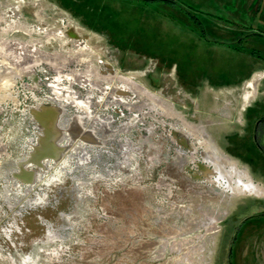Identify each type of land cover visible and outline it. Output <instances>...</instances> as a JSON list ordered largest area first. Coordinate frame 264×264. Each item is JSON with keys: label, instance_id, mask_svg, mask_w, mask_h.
Segmentation results:
<instances>
[{"label": "rangeland", "instance_id": "obj_1", "mask_svg": "<svg viewBox=\"0 0 264 264\" xmlns=\"http://www.w3.org/2000/svg\"><path fill=\"white\" fill-rule=\"evenodd\" d=\"M257 68L264 0H0V264H264V196L231 209L245 193L202 154L264 181L232 118ZM38 105L62 115L42 167ZM263 115V95L242 109Z\"/></svg>", "mask_w": 264, "mask_h": 264}, {"label": "bare ground", "instance_id": "obj_2", "mask_svg": "<svg viewBox=\"0 0 264 264\" xmlns=\"http://www.w3.org/2000/svg\"><path fill=\"white\" fill-rule=\"evenodd\" d=\"M15 6H16V8H18L17 5H15ZM8 12H10V11H8ZM13 27H15V25L14 26L12 25V28ZM64 31L65 32H63V30H60V32L58 31L56 33H59V34H63L64 33L70 39H73L74 42L80 40V38H81L80 34L76 33L73 28L66 29ZM59 39H61V38H59ZM89 57H91V56H89ZM109 71L110 72L112 71L111 68H110ZM248 97H249V93L246 92L245 95H244V99L247 101ZM58 109L59 108H57V109L55 108L54 111L53 110H51V112L48 111V113L50 114L49 116H52V114L54 112L55 113L59 112ZM48 122H49V120H48ZM51 122H52V119H51ZM58 129H61V128L56 127V126H53V127L49 128V131H48L49 134H46L47 141L51 142L52 140L55 139V137L58 135L56 133H59ZM61 131H62V129L60 130V132ZM53 142H55V141H53ZM54 145L56 146V144H54ZM55 146H54V149H55ZM203 148H204V150H202V154H204V157H206L208 160L212 161V163H214L215 166H216V170L213 171V173H215L216 176L218 175V176H221V177H222L223 174L226 175L225 178L222 177L223 179L228 180L227 184H224L226 186V188L230 189L234 194H238V193L239 194L240 193L254 194V195H262V194H264V186L262 184L256 182L255 180H253V178L251 177V174L249 173L247 168L242 166V165H240L236 161L230 159L225 153H223L214 144V142L206 141L205 145H203ZM53 152L55 153L54 150H52V153ZM218 176H217V178H218Z\"/></svg>", "mask_w": 264, "mask_h": 264}, {"label": "crops", "instance_id": "obj_3", "mask_svg": "<svg viewBox=\"0 0 264 264\" xmlns=\"http://www.w3.org/2000/svg\"><path fill=\"white\" fill-rule=\"evenodd\" d=\"M235 92L238 93V100H236L235 105V111H236V116L232 117L234 118L233 120L236 119V121H239L238 126H236V131L241 133L242 135H245L246 133H252L253 135H258L260 136L263 141H264V115L263 116H254L251 117V119L246 120L245 118L242 117V109L245 108L247 105L252 104L253 100L258 95H263L264 96V68H257L253 69L248 78L242 81V84H240L238 87H236ZM249 93V97L247 101L244 99L245 93ZM235 99V98H234ZM228 108V113L229 115L226 117H231L232 116V111L230 110L229 106L227 105ZM232 106V109H234ZM233 120L231 122H233ZM243 125V126H242ZM236 161L239 163L245 165L247 167V163L244 161L240 160L239 158H235V156H232ZM251 172V171H250ZM253 177V176H252ZM254 180L258 181L264 184V181H262L260 178L254 176ZM256 181V182H257ZM254 194H240L238 197H235L231 204V209L235 207V204H238V199L236 198H244L246 196H253ZM255 196H264L262 195H255ZM240 202V201H239ZM245 204V203H244Z\"/></svg>", "mask_w": 264, "mask_h": 264}, {"label": "water", "instance_id": "obj_4", "mask_svg": "<svg viewBox=\"0 0 264 264\" xmlns=\"http://www.w3.org/2000/svg\"><path fill=\"white\" fill-rule=\"evenodd\" d=\"M56 107H52V106H42V105H38L37 107L33 108L32 110H28V113L32 116V118L39 124L42 125L43 127V132L40 135L39 139L37 141H35L36 145H32L30 150L32 152V154L30 155V157L26 158V163L27 162H32L38 166H40V159H42L43 157H47V156H52V157H56L57 155H53V153L51 154V148L52 150L54 148V140L57 138L55 137L54 140L47 141L46 138V134H49V128L55 126V120L57 121L58 115L60 114V112L57 113H53L52 116H49L50 114L48 113V111L51 112V110H55ZM50 118H48V117ZM49 122H48V120ZM52 119V122H51ZM60 132V131H59ZM60 136V135H59ZM49 142V143H48ZM64 149V147L62 146L61 148L58 147V150ZM57 150V148H56ZM24 163L18 162L17 163V171L13 170L11 172L12 177L19 179L21 182L24 183H28V181L33 179V172L31 171V169H25L24 167ZM42 167V166H40ZM29 184V183H28Z\"/></svg>", "mask_w": 264, "mask_h": 264}, {"label": "flooded vegetation", "instance_id": "obj_5", "mask_svg": "<svg viewBox=\"0 0 264 264\" xmlns=\"http://www.w3.org/2000/svg\"><path fill=\"white\" fill-rule=\"evenodd\" d=\"M73 109H74V108H73ZM28 110H29V109H28ZM28 110H27V112H28ZM63 113H64V112H63ZM61 116H62V115H61ZM61 116H60V118L58 119V121L61 120ZM59 122H60V121H59Z\"/></svg>", "mask_w": 264, "mask_h": 264}]
</instances>
